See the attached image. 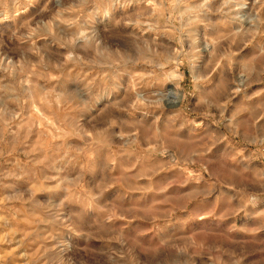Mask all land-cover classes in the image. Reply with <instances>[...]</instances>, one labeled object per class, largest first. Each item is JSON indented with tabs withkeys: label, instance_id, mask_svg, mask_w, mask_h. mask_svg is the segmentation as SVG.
<instances>
[{
	"label": "clouds",
	"instance_id": "1",
	"mask_svg": "<svg viewBox=\"0 0 264 264\" xmlns=\"http://www.w3.org/2000/svg\"><path fill=\"white\" fill-rule=\"evenodd\" d=\"M31 8L13 38L70 24L93 43L90 59L69 56L45 67L65 79L76 73L79 83L68 90L58 76L43 97L32 80L42 58L6 66L0 56V167L11 154L5 135L18 119L25 126L20 113L37 102L55 103L70 129L64 135L79 141L53 145L39 159V149L26 145L27 163L0 171V187L10 176L27 185L0 200V264H264V0H78L69 8L54 0H0V25L19 23ZM67 11L74 20L63 18ZM160 37L178 47L157 51ZM9 78L14 82L5 84ZM169 84L176 103L167 102ZM189 125L195 140L183 138ZM13 136L14 150L24 142ZM142 139L150 147L142 150ZM146 157L158 162L144 171L113 163ZM179 164L192 169L181 173L180 189L152 183ZM45 170L76 179L41 187ZM38 193L48 202L37 201ZM217 196L223 211L200 215ZM152 200L158 205L150 207ZM14 202L27 206L35 226L9 230Z\"/></svg>",
	"mask_w": 264,
	"mask_h": 264
},
{
	"label": "rangeland",
	"instance_id": "2",
	"mask_svg": "<svg viewBox=\"0 0 264 264\" xmlns=\"http://www.w3.org/2000/svg\"><path fill=\"white\" fill-rule=\"evenodd\" d=\"M78 0H54L55 6L57 8H69V6H75ZM35 9L31 8L28 12L22 13L17 19L19 23L15 20H6L2 25H0V39L3 41V46L0 47V56L5 59V65H7L8 61L12 62V65L23 60L25 65H36L38 62L43 59V64L40 68L34 69L39 73L38 76L33 77V83L37 85V91L40 96L43 97L45 92L49 90L51 84L56 83V78L59 76V79L62 83L67 87L68 90H72L77 87L79 81H75L74 77L76 73H71L68 79L60 76L59 73L54 69H48L47 73H45L44 69L48 65L58 64L60 61L67 60L69 56L73 58H84L90 59V49L92 47V40L87 39L86 37L81 36L76 27L70 24H59L53 32L48 33L44 32L43 34L37 33L33 35L30 39H19L13 38V33L16 32L20 23H23L25 20L29 19L32 13H34ZM133 11L129 9V12ZM65 20L71 21L75 19V13L72 11H67L64 13ZM35 27V24H33ZM91 29H89V32ZM130 31H132L130 29ZM21 36H27L26 30H21ZM210 36H215V32L209 33ZM152 36L151 33H146L145 38H150ZM190 41L185 40L184 48L185 51L189 49ZM178 45L174 40H169L165 37H160V44L157 46V51H165L167 50L169 54L171 51L176 49ZM200 47L202 53H207L206 42L201 39ZM139 54V53H137ZM71 66V65H70ZM78 71V70H77ZM180 71H185L183 68ZM47 75L48 81L43 79L44 75ZM85 74H88V70H85ZM92 76L97 75L96 72L91 73ZM185 75H187L185 71ZM6 73L0 71V77H5ZM5 84L13 83L12 79H5ZM51 82V83H49ZM131 83V80H129ZM168 87L170 89L175 90V86L169 84ZM62 89L60 86L56 87V92H60ZM172 92V91H171ZM27 94V88H25V95ZM170 96V92L168 93L167 102L168 103H176L177 101ZM8 108L10 111H19L15 104H9ZM23 118L24 127H20L21 120L18 119L13 122L10 131L5 135V139L7 140L6 151L11 154L7 156L6 161L3 166L0 167V171L8 172L12 170V165L17 163L26 164L27 157L25 155L26 148L28 146L29 150H36L33 152V155L38 159L41 158V151H47L53 145L63 144L65 148H74L79 146V141L76 140L75 137L70 135H64V133L69 132L70 129L66 127L65 121V113L58 110V107L55 103H49L47 105L37 102L34 106H26L25 109L20 113ZM192 126L189 125L187 129L183 132V138L188 140H195L197 137L194 133L189 131ZM19 133V137L23 140L24 143L18 145L13 150L14 136L13 133ZM141 149H147L150 147L144 140H141ZM44 145V148L41 146ZM179 154L172 157L174 159H178ZM158 161H154L151 157H146L139 164L135 162V158L133 163L128 164L121 161H113L114 164L120 163L121 168L124 171L131 169H138L140 171H144L148 168H151ZM71 166H69V170ZM185 175H190L192 173V169L185 170L182 164L179 166H173L171 168L162 169L157 176L152 179V183L155 184H167L169 182L172 183L169 191H174L180 189L181 185L179 183L181 179V173ZM119 175V173H116ZM44 175L50 177L48 181H45ZM67 180L72 182L76 179L75 176L67 174L66 172H61L59 177L57 173L45 170L44 174L39 175V180L41 187L51 188L57 183V179ZM167 178V179H165ZM205 179H208L207 174H205ZM148 183L147 180H141V185H146ZM4 184L7 187H0V200L4 197H11L17 194L18 189H23L26 187V183L23 180H17L15 177H8L4 180ZM37 201L40 203H47V198L45 193L37 194ZM158 200H152L149 204L150 207L158 205ZM2 207V206H0ZM191 207V205L189 206ZM9 209L15 211V215L11 216L13 227L9 229L10 231H15L17 227L19 229H23L25 231L29 230L31 227L35 226L34 221L32 220L33 214L27 210V206L21 208L18 202H14L8 205ZM223 209L220 206L219 196L216 197L215 200L211 204L204 206L200 215L204 214H212L215 213L219 215ZM243 215V213H241ZM213 220L212 215L208 216V220L205 222L211 223ZM193 222V221H189ZM137 223V221L132 222ZM130 226V225H129ZM44 225H39V228H43ZM3 233L0 232V235ZM75 242V241H74Z\"/></svg>",
	"mask_w": 264,
	"mask_h": 264
},
{
	"label": "bare ground",
	"instance_id": "3",
	"mask_svg": "<svg viewBox=\"0 0 264 264\" xmlns=\"http://www.w3.org/2000/svg\"><path fill=\"white\" fill-rule=\"evenodd\" d=\"M169 97H172L176 101L179 100V96H178V94H177V92L175 90H173L172 92H170V96Z\"/></svg>",
	"mask_w": 264,
	"mask_h": 264
}]
</instances>
